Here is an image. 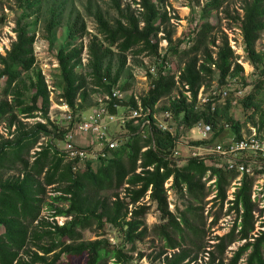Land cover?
Masks as SVG:
<instances>
[{"label":"trees","instance_id":"obj_1","mask_svg":"<svg viewBox=\"0 0 264 264\" xmlns=\"http://www.w3.org/2000/svg\"><path fill=\"white\" fill-rule=\"evenodd\" d=\"M224 1L209 0L201 13L200 29L196 32L191 29L187 36L175 40L173 32L166 29L173 18L164 7L166 0H110L115 17H111L109 10L102 8L96 0H86L85 8L94 17L97 31L87 45L89 61L84 66L96 88L93 90L100 95L112 94L116 87L124 91L129 88V83H119L128 66L130 51H147L159 57L162 38L168 41L169 53L186 57L178 70V79L177 72L166 70L165 64L160 66L157 75H151L150 87L140 98L150 119L148 135L143 134L141 123L130 120L127 123L130 133L125 143L108 150L107 156H99L95 167L94 159L70 157L52 140L34 153L33 160L27 156L42 136H60L61 130L48 115L50 90L42 71L36 73L29 87L23 80L24 73L32 70L36 61V35L25 20L33 14L38 17L46 15L47 29L53 33L67 15L68 41L57 51L56 59L60 96L75 114L89 98L90 89L88 76L84 74V68L80 69L84 47L73 42L88 31L75 0H16L22 11L16 22V39L6 54H0V93L12 96L11 99H0V122L8 117L9 127L16 126L12 138L0 141V170L18 171L17 175L0 178V226L4 228L0 234V264H72L75 257H85V264H134L130 251L135 250L137 242L143 240L149 231L146 215L151 205L143 202L147 196L156 203L163 220L157 225L159 234L167 240L166 247L173 251L168 254V250L163 249L158 253L156 260H161L162 264H239L244 255H247L245 264H264V230L257 236L253 234L258 209L252 199L256 177L248 173L243 175L234 199L228 201V211L234 210L237 214L231 230L217 236L213 249L207 251L208 260L198 263L200 252L208 248L204 241L206 222H203L204 207L201 206L208 195L206 180L215 179V200H219L223 209L228 188L238 173L228 169L217 154L192 155L183 163L175 155L180 127L189 130L199 121L211 124L214 132L223 128L222 122H227L231 124L234 138H242V124L235 121L231 113L232 97H228L224 104L217 103L218 97L214 109L212 102L201 104L198 100L200 89L211 86L216 76L224 85L229 76L244 72L227 36L220 44L216 39H210L215 28L210 21L212 10L220 9ZM133 4L139 11L132 7ZM240 20L245 51L253 64L264 68V54L256 48L264 31V0L248 1ZM160 33L163 37H159ZM184 43L189 46L187 49L182 48ZM167 56L165 54L164 62H167ZM3 79L5 85L1 89ZM180 84L182 89L172 96ZM257 85L260 88L259 83ZM27 88L32 89L28 98L24 94ZM255 94L251 92L240 101L245 109H253V115L262 113L263 107ZM164 97H169L170 101L159 109L157 105ZM119 102L132 107L139 105L134 97ZM158 110L172 114L178 122L177 133L159 126L155 117ZM19 115L25 118L39 116L47 121L37 122L26 129ZM259 122L261 131L264 114ZM210 141L198 139L192 144L204 146ZM208 159L221 165L210 164ZM256 171L264 174V168ZM170 179L172 183L166 187ZM49 188L59 193L51 195V203L45 200ZM170 189L189 197L191 202L185 211L176 213L170 209ZM59 201L67 205H56ZM45 204L54 210L53 222L41 216ZM56 216H64L67 220L60 224L55 220ZM217 220L214 217L212 222ZM106 225L120 233L119 243H113L103 233L96 239H85V230L103 229ZM237 241L245 243L225 262L228 247ZM187 242L191 243L190 246L184 245Z\"/></svg>","mask_w":264,"mask_h":264},{"label":"rangeland","instance_id":"obj_2","mask_svg":"<svg viewBox=\"0 0 264 264\" xmlns=\"http://www.w3.org/2000/svg\"><path fill=\"white\" fill-rule=\"evenodd\" d=\"M96 1L99 3V5H101L102 8L109 10L111 17L116 16V12L111 8L110 0ZM123 1L126 2L128 0ZM208 1L209 0H166L164 7L173 17L170 24L167 25L166 29L173 32V39L176 40L179 37L183 38L187 36L186 34L191 29H195V32L200 29L202 23L201 13ZM248 1L250 0H225L223 6L220 9L212 10L210 17L212 25L215 26L210 39H216V43L220 44L221 40L225 38V36H227L230 45L235 52L236 60L244 68V72L241 75L235 76L236 82L233 83L231 87L235 90H232L228 96L233 98V107L231 109V113L234 117V120L239 121L242 124V136H250L253 133L264 135V128L261 131H259L258 128L260 123L259 119L261 115L264 114V68H258L249 59L245 51V43L243 39V32L241 29L240 18L243 15V7ZM75 5L77 10L83 14L88 31L85 36L77 37L73 42V44L77 45L78 47H84L82 55L83 65L80 67V69L84 68V74L88 76V88L90 89V93L89 98L81 105L82 107L78 109L80 112H77L76 115L85 116L90 112H94L100 106V93L96 90H93L96 88L91 82L88 68L84 66L89 61L87 45L89 44L92 35H94L97 31V23L94 17L89 15L88 11L85 8L86 0H75ZM132 7L135 8L136 11H139L137 10V5L133 4ZM21 13L22 11L19 9L16 0H0V54H6L7 50L11 48L12 43L15 41L16 22ZM37 15L38 14H33L31 18L25 20V22L29 23L30 28H32L33 33L36 35V41L34 44L36 61L33 69L24 73L23 80L25 81V86L29 87L30 83L35 79L36 73L38 71H42L50 90L51 104L48 115L50 121L57 125V127L61 130V133L60 136L58 134L56 137L53 134L50 136H42L39 142L34 145V147L30 151V154L27 156H30L31 160H33L34 158L32 156L34 155V153L40 150L41 147L46 145L50 140L54 141L57 147L60 150L64 151H69V149L71 148L86 149L89 151H100L101 147H103L102 144L98 143L95 139L88 135H83L76 127H69L68 121L65 119L68 109H72L66 106L65 100L60 96V76L56 54L57 51L68 41V17L66 15L62 24L56 27L53 30V33H49L47 29V16L42 15L41 17H38ZM159 37H163V33H160ZM168 45V41L161 38L159 44V52H165L166 54H168L167 61L170 65L171 71L174 73L177 72L176 74L179 75L180 72L178 70L181 66L184 65L186 57L183 55H175L173 53H169ZM188 47L189 46L185 43L182 45L183 49H187ZM256 48L260 53L264 54V31L257 41ZM157 61L158 60L156 56L148 53L147 51H144L142 53H135L134 51H130L128 54V66L119 83L120 85L129 83L130 86L125 91L119 87H116L115 89L124 92V94L126 93L124 99H126L127 101L131 100L133 97L137 100L139 99L140 101V98L147 93L150 87L151 75L155 76V74H152L150 70ZM177 75L176 77H178ZM258 83L260 85V88H258ZM4 85L5 79H3L1 82V89ZM222 86L223 85L218 82V77L216 76V78L211 82V86L205 88V92L208 94L216 87L222 88ZM182 87L183 86L180 84L179 88L173 92L172 96H176L178 94V90H181ZM251 92L256 93V99L262 103V113L253 115V109H245L240 103L241 99ZM30 93H32V89L27 88L26 90H24L25 97L28 98V95ZM4 97H7L9 99L12 98V96H6L1 92L0 99ZM227 98L219 97L217 103L224 104ZM169 101V97H164L159 101L157 107L160 109V107L167 105ZM124 106L125 107H122L119 110V119L117 118V121L111 126V135H114L115 137L120 139V145L125 143L130 133L127 125L129 121L124 123L121 119V117L123 116L130 115V113L127 111V103ZM155 116L159 125L163 124V126L170 129L173 133H177L178 122L174 119L172 114L169 115V112L158 110L155 113ZM19 118L23 121V126L26 129L32 127L37 122L47 121L46 119H43L39 116L25 118L22 115H19ZM222 127L223 128H221V130H216L208 139H206L211 141L208 145L204 146H197L192 144V141L200 139L199 132L196 129L192 128L186 130L184 127H180L176 148L177 153L175 152V155L180 158V163L185 162L186 158L194 154L199 156L217 154L215 147L220 143L229 142L235 136L231 124L222 122ZM15 129L16 126H13L11 128L9 127L8 117L4 118L3 121L0 122V141L7 138H12ZM63 130L65 131V133L62 132ZM53 132L56 133L57 130H53ZM143 134L145 136L148 135L147 127L144 128ZM90 157L95 160L94 166L96 167L98 164V161L96 160L97 158H95L96 156ZM222 160L225 161L224 158H222ZM208 163L221 165V163H216V161L211 159H208ZM18 165H20V163H18ZM84 166L85 165L82 163V169H84ZM17 173V170L8 171L6 169H2L0 170V178L17 175ZM208 177L209 174L205 179H207ZM214 181L215 179L206 180V192L208 193V195L201 205L202 207H204V212H202V217L204 219L203 222H206V234L204 241L206 242L208 248H204L200 252L198 263H205V261L208 260L207 251L209 249H213L212 245L217 242L216 237L224 235L231 230L237 215L234 210L228 211V206L230 205L228 201L234 199V193L238 187V184L234 183L233 181L231 186L228 188V199L224 205V208L221 209L219 200H215L217 191L215 189V186L213 185ZM171 183L172 179H170L166 183V187H170ZM49 191L50 192L45 197V200L51 203L53 201L51 195L55 196L59 193L54 191L53 188H49ZM168 194L170 209L176 213L185 211L187 205L191 202L189 197L179 195L173 189H170ZM143 202L151 205V209L146 215V221L149 226V231L143 240L137 242L135 250L130 251V255L133 256L134 264H162L161 260H156V256L158 255V253L163 249H167L168 254H171L173 251L166 247L167 240L159 234V227L157 225H161L163 220L160 216V212L156 208V203L152 202L149 196H147L143 200ZM55 204L61 206L67 205L64 202L62 203L60 201L56 202ZM194 205L198 206V204L195 202ZM198 212L201 214V211ZM53 213L54 210H51L50 206L45 204L42 208L41 216L45 219H48L50 222H53ZM255 215L257 221L253 234L254 236H257L262 230L258 225H262V219L264 218H257L256 213ZM214 217L218 218L216 223L212 222ZM55 220H57L60 224H63L65 223L67 218L64 216H56ZM3 232L4 228L0 226V234ZM101 233H103L104 237H108L113 243H119L121 241L120 233L110 225H106L103 229L89 228L85 230L84 237L87 240H92L96 239L97 235ZM244 243L245 241H237L229 246L224 256L225 262H228V260L234 255V252ZM190 244V242H187L184 245L190 246ZM126 247L127 250H129L130 245L127 244ZM140 255H142V257H140ZM246 257L247 255H244L239 264H245ZM85 260V257H75L72 258V264H85Z\"/></svg>","mask_w":264,"mask_h":264},{"label":"built area","instance_id":"obj_3","mask_svg":"<svg viewBox=\"0 0 264 264\" xmlns=\"http://www.w3.org/2000/svg\"><path fill=\"white\" fill-rule=\"evenodd\" d=\"M165 54V52H161L159 57H156L158 61L155 62V65L150 70L152 74L157 75L160 66L164 64L166 66L165 69H170L168 61L164 62ZM235 82V76L231 75L227 78V82L222 88L216 87L208 94L205 92V87L203 86L198 95L199 103L207 104L212 102V108L214 109L216 105L215 100L218 97L227 98L230 92L235 90L231 88ZM187 94L190 96L189 92ZM125 95L126 93L124 94V92L116 89L113 90L112 94L99 95L100 106L94 112H90L85 116L76 115L72 110L68 109L65 119L68 121L69 127H76L83 135H88L103 145L100 151L71 148L69 151H66L70 157L79 156L83 159H93L90 156H96L95 158L107 156L109 154L108 150L115 149L120 145V139L111 135V126L117 121V118L119 119L120 108L125 107L119 102L125 98ZM138 102L139 105L137 107L129 105L127 111L130 115L123 116L121 119L124 123L130 120H134L136 124L141 123L142 129H144L150 124V119L148 113L144 112L139 99ZM66 106L69 107L68 104ZM113 109L117 112H113ZM159 126L163 129H168L163 124ZM193 128L199 132L200 139H208L214 133L213 126L204 121H199ZM215 148L217 154L225 159L227 168L238 173V177L234 183L240 185L245 173L256 177L252 199L258 206V209L255 211L257 218H264V214H261L262 210H264V174L257 173L256 171L257 168H264V135L253 133L250 136H242V138H232L229 142L220 143ZM263 223L264 219H262V225H258L262 230H264Z\"/></svg>","mask_w":264,"mask_h":264}]
</instances>
